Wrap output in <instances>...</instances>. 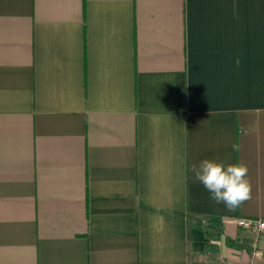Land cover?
I'll use <instances>...</instances> for the list:
<instances>
[{
  "label": "crops",
  "instance_id": "1",
  "mask_svg": "<svg viewBox=\"0 0 264 264\" xmlns=\"http://www.w3.org/2000/svg\"><path fill=\"white\" fill-rule=\"evenodd\" d=\"M234 217L264 219V0H0V264H264Z\"/></svg>",
  "mask_w": 264,
  "mask_h": 264
},
{
  "label": "clouds",
  "instance_id": "2",
  "mask_svg": "<svg viewBox=\"0 0 264 264\" xmlns=\"http://www.w3.org/2000/svg\"><path fill=\"white\" fill-rule=\"evenodd\" d=\"M234 151L239 146L232 145ZM195 180L199 181L216 203H223L228 210H235L251 195L247 179L248 169L241 163L223 164L203 159L198 166L193 165Z\"/></svg>",
  "mask_w": 264,
  "mask_h": 264
},
{
  "label": "built area",
  "instance_id": "3",
  "mask_svg": "<svg viewBox=\"0 0 264 264\" xmlns=\"http://www.w3.org/2000/svg\"><path fill=\"white\" fill-rule=\"evenodd\" d=\"M226 221L235 224L240 229L249 230L256 234L264 232V219L234 217L226 219ZM208 242L212 245L219 244V240L213 237H211ZM252 254L258 260L264 259V251L259 249L256 243L252 244Z\"/></svg>",
  "mask_w": 264,
  "mask_h": 264
},
{
  "label": "trees",
  "instance_id": "4",
  "mask_svg": "<svg viewBox=\"0 0 264 264\" xmlns=\"http://www.w3.org/2000/svg\"><path fill=\"white\" fill-rule=\"evenodd\" d=\"M207 222H208V221H207ZM209 227L214 228L215 226H212V225H211V226H209Z\"/></svg>",
  "mask_w": 264,
  "mask_h": 264
}]
</instances>
